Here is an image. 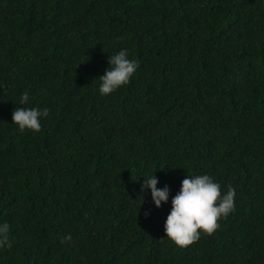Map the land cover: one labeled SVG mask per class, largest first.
<instances>
[{"label":"trees","instance_id":"trees-1","mask_svg":"<svg viewBox=\"0 0 264 264\" xmlns=\"http://www.w3.org/2000/svg\"><path fill=\"white\" fill-rule=\"evenodd\" d=\"M121 48L139 67L101 96ZM17 106L48 109L40 131ZM203 173L234 211L181 248L164 221ZM4 221L0 264H264V0H0Z\"/></svg>","mask_w":264,"mask_h":264},{"label":"clouds","instance_id":"clouds-1","mask_svg":"<svg viewBox=\"0 0 264 264\" xmlns=\"http://www.w3.org/2000/svg\"><path fill=\"white\" fill-rule=\"evenodd\" d=\"M128 50L121 48L108 55V66L99 76L98 92L101 96L114 93L127 85L139 67L135 59L128 58ZM110 66V67H109ZM29 94H20L19 104L26 105ZM48 114L47 108L17 106L11 113V121L20 131H40L41 119ZM158 178L152 174L143 177L141 190H150L152 203L159 208L161 202L169 199V188L157 187ZM235 189L227 186L221 193V187L207 173L186 175L180 181L179 190L171 198V208L164 221L166 237L183 248L196 241L201 233L211 234L219 227L218 220L234 211ZM199 229V231H198ZM11 246L10 226L0 222V248Z\"/></svg>","mask_w":264,"mask_h":264}]
</instances>
